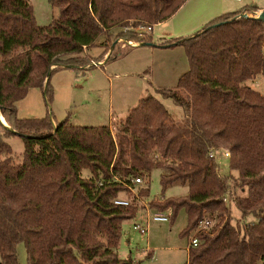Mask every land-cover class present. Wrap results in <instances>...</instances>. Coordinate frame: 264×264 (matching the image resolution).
Listing matches in <instances>:
<instances>
[{
    "label": "trees",
    "instance_id": "16d2710c",
    "mask_svg": "<svg viewBox=\"0 0 264 264\" xmlns=\"http://www.w3.org/2000/svg\"><path fill=\"white\" fill-rule=\"evenodd\" d=\"M184 1L49 0L58 15L40 25L30 0H0V264H18L20 243L26 264H138L119 259L116 249L121 226L136 217L139 202L119 206L114 200L129 196L127 184L138 177L144 183L139 198L148 197L145 183L155 167L164 170L161 193L174 184L187 187L182 197L149 202L156 212L167 211L170 222L184 211L179 236L192 233L197 242L185 264L264 259V96L247 84L264 78V26L241 16L259 7L220 13L189 36L157 44L180 45L186 57L187 69L173 86L154 87L182 109V125L150 93L110 126L54 124L51 112L40 119L17 116L15 102L30 88H40L49 101L56 70L90 64L86 70L102 60L83 56L84 48L102 36L112 45L118 38L151 43L150 33L133 28L152 27ZM9 137L23 141L17 165ZM210 149L228 153L236 176H219ZM229 182L245 195L230 194ZM226 198L239 213L234 222ZM201 220L211 225L195 231Z\"/></svg>",
    "mask_w": 264,
    "mask_h": 264
},
{
    "label": "rangeland",
    "instance_id": "374dc122",
    "mask_svg": "<svg viewBox=\"0 0 264 264\" xmlns=\"http://www.w3.org/2000/svg\"><path fill=\"white\" fill-rule=\"evenodd\" d=\"M216 1L223 4L225 12L253 5L264 9V0ZM30 2L35 19L40 25L50 23L58 15V9L52 6L49 0H30ZM202 15L195 7L194 0H187L183 7H180L169 19L153 25L152 34L150 32L151 41L156 43L165 41L162 40L163 37H170L172 34H165V36L163 33L195 25L201 21ZM117 31L118 29H115L113 32ZM183 33L178 37L192 34L191 32V34ZM100 40H104V36ZM112 44L108 46L112 55L102 67H92L87 70L62 68L53 72L50 77L52 94L50 93L49 101H46L40 88H30L25 97L15 102L18 118L40 119L51 112L54 124L67 121L73 126H110L112 122L124 119L127 111L137 104L139 98L150 93L162 103L170 120L175 125H182L186 121L182 109L169 98H162L156 94L154 87L173 86L177 78L187 69L183 48L180 45L152 47L143 44H136L133 48L121 47L120 44H117L113 48ZM99 48H102V45H94L89 51L96 54ZM82 55L91 56L86 53H82ZM99 56L103 59L104 54ZM92 61L97 63L96 60ZM89 65L87 64L83 68ZM247 84L264 96V78L260 75ZM3 120V116L0 115V121L5 124ZM2 134L3 130L0 126V137ZM6 142L12 150L10 156L12 163L15 165L21 163L24 150L21 138L9 137ZM214 161L219 176H236L234 171L229 170L227 158L222 155L221 151L214 154ZM163 172L162 168L157 167L151 171L147 184L145 183L148 188V197H140L141 201H146L147 208L145 205L139 204L140 208L144 210L139 209L133 220L122 224L121 238L116 249V255L120 258L132 257L135 259L142 256V262L139 264H184L186 262L185 248L192 233L186 237L179 236V232L186 224L184 211L180 210L172 222L158 223L151 220L155 210L149 206L150 201L178 198L187 192L186 186L174 184L161 193L158 178ZM81 174L84 178L90 176L88 171H83ZM228 190L230 194L245 195V191L234 188L231 182H229ZM226 202L230 209L232 222L238 220L240 218L238 211L233 208L228 198H226ZM160 213L166 217L169 215L167 211ZM249 219H244L243 223H247ZM146 221H148L147 236L141 235L133 229V225L144 227ZM149 249L153 252L152 259L142 255L144 250ZM16 253L18 264H26V252L22 243L17 245Z\"/></svg>",
    "mask_w": 264,
    "mask_h": 264
},
{
    "label": "crops",
    "instance_id": "0c3cea01",
    "mask_svg": "<svg viewBox=\"0 0 264 264\" xmlns=\"http://www.w3.org/2000/svg\"><path fill=\"white\" fill-rule=\"evenodd\" d=\"M187 2V0H185L181 5H180V7H183V5L185 4ZM194 5H195V7L196 8H198L199 9V11H200V14H203L202 15V19H201V21L200 22H197V23H195V25H192V26H187V27H185V28H183L182 29V27L181 28H177V29H174V30H171V31H169L168 33H163L164 35L165 34H172V36H170L171 38H173V37H178V36H181V34H184L183 32H188L189 34H191V33H193V32H195V31H197L201 26H203V24L204 23H206L208 20H210L212 17H214V16H216V15H218V14H220V13H223V12H225L224 10H225V7L223 6V4L221 3V2H217L216 0H194ZM179 7V8H180ZM178 8V9H179ZM178 9L172 14V15H174L177 11H178ZM259 10H264L262 7H259V9H258V11ZM227 12H229V11H227ZM171 15V16H172ZM171 16H169L168 18H166V19H164L163 21H165V20H167V19H169ZM163 21H161V22H163ZM161 22H159V23H161ZM158 24V23H157ZM156 25V24H155ZM152 30H153V26H152V29H151V34H152ZM191 32V33H190ZM161 35H162V33H160ZM166 36V35H165ZM169 36L168 37H163L164 39H162V40H167V39H169L170 38ZM117 42V41H116ZM152 42V44H150V45H144V46H152V47H169V46H159V45H157V44H159V43H156V42H154V41H151ZM102 43V44H101ZM109 44H110V41L109 40H107L105 37H104V40H98L97 42H96V45H102V48H99V51L96 53V54H94V53H91L90 51H89V49L91 48V47H86V48H84V50H83V52L82 53H86V54H89V55H91V56H93V57H98L100 54H104V56H103V59L102 60H100V61H97V63H95L94 61H92V65H93V67H97V68H99V67H102L104 64H106V61L109 59V57L107 56V58H105V56L106 55H109V51L107 52V50H106V48L109 46ZM117 44H120V46L121 47H126V46H122L121 45V43H116V45ZM116 45H112V47L114 48ZM136 46V44L133 42V44L132 45H129V47H131V48H133V47H135ZM172 47V46H171ZM85 68L86 67H84L83 69L85 70ZM87 70V69H86ZM256 77H258V75H256L255 77H253L250 81H253ZM4 121V120H3ZM4 124V123H3ZM141 210H144L143 208H140ZM187 245H186V248H185V252H186V255H187ZM142 255L143 256H147V258H150V259H152L153 258V252H152V250L151 249H149L148 250V252L147 253H142ZM118 256V255H117ZM142 257V256H141ZM141 257H137V258H135V259H132V257H130L134 262H136V263H141L142 261H141ZM118 258L119 259H126V258H120L119 256H118ZM185 264V263H184Z\"/></svg>",
    "mask_w": 264,
    "mask_h": 264
},
{
    "label": "built area",
    "instance_id": "2783aa9c",
    "mask_svg": "<svg viewBox=\"0 0 264 264\" xmlns=\"http://www.w3.org/2000/svg\"><path fill=\"white\" fill-rule=\"evenodd\" d=\"M230 1H240V0H230ZM258 13V10L253 12V13H248V12H244L241 14L242 17H255ZM263 26H264V23H263ZM127 29H131V27H125L124 30H127ZM134 30H136L137 32L141 33V32H151V29L152 27L150 25H147V26H142V25H139L135 28H133ZM117 42L121 43V45H124V44H130L132 45L133 44V41L132 40H125L123 38H118L117 39ZM217 151H221L219 149H210L209 152H208V157H212L214 156V154L217 152ZM222 155L225 157V158H228V153L225 152V151H221ZM155 161H157V157L155 156ZM144 183H143V180L142 178H133V179H130V182L127 184V188H128V193H129V196H126V197H118L114 200V204L115 205H119V206H128L131 204V201L133 199L137 200L139 202V204H142L143 206L145 205V207L147 206V203L146 201H141V198H139V195H138V189L140 187H143ZM147 208V207H146ZM148 220V219H147ZM151 220L154 221V222H158V223H163V222H167L168 221V217H166L165 215H163V213H160V212H156L153 214V216L151 217ZM149 221V220H148ZM148 221H146V225L143 227V226H140V225H133V229L138 231L141 235H144V236H147V233H148ZM211 225V222L208 221V220H201V221H198L197 222V225H196V228H195V231H199V230H207L209 228V226ZM196 239L193 237V236H190L189 238V242L187 244V249L188 247H194L196 246ZM148 250H144L142 253H147ZM257 264H264V259L260 262H258Z\"/></svg>",
    "mask_w": 264,
    "mask_h": 264
},
{
    "label": "water",
    "instance_id": "95a60500",
    "mask_svg": "<svg viewBox=\"0 0 264 264\" xmlns=\"http://www.w3.org/2000/svg\"><path fill=\"white\" fill-rule=\"evenodd\" d=\"M255 19H257L258 21L264 23V10H259L257 15L254 17ZM151 43H143V45H150Z\"/></svg>",
    "mask_w": 264,
    "mask_h": 264
}]
</instances>
